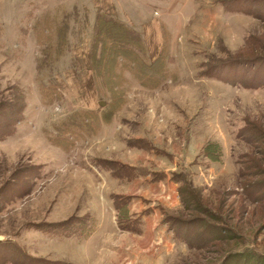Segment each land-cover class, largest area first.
Returning a JSON list of instances; mask_svg holds the SVG:
<instances>
[{
    "label": "rangeland",
    "instance_id": "rangeland-1",
    "mask_svg": "<svg viewBox=\"0 0 264 264\" xmlns=\"http://www.w3.org/2000/svg\"><path fill=\"white\" fill-rule=\"evenodd\" d=\"M0 91V264H82L96 213L119 264L138 178L174 246L121 264H264V0H0Z\"/></svg>",
    "mask_w": 264,
    "mask_h": 264
},
{
    "label": "crops",
    "instance_id": "crops-1",
    "mask_svg": "<svg viewBox=\"0 0 264 264\" xmlns=\"http://www.w3.org/2000/svg\"><path fill=\"white\" fill-rule=\"evenodd\" d=\"M175 186L174 183L167 180L162 183L144 181L139 178L121 186L123 190L119 192L133 196L128 204V212L136 215L145 208L149 210L141 215L142 223L138 234L122 232L119 235L122 236L120 238L121 244L115 250V254L118 256L117 259H121L119 264L124 263L129 255H143L144 253L154 252L156 249L158 251L164 249L167 252L173 248L174 242L171 239L170 232L158 223V209L154 203L157 201V203L169 207L176 205ZM105 204L110 207L108 201ZM95 207L98 209V205H95ZM104 215H101L99 219L97 213L95 214L96 226L90 235V237L94 236L92 237L93 239L95 237L96 240L101 239L103 247L102 249H96V247L92 249L88 244V239L84 243L82 241V244L80 243L82 246L79 248L82 255V264H117L115 258L109 255L108 251L111 248L110 246L114 244L111 236L114 234L118 235L120 231L113 227V224H110V221Z\"/></svg>",
    "mask_w": 264,
    "mask_h": 264
},
{
    "label": "trees",
    "instance_id": "trees-1",
    "mask_svg": "<svg viewBox=\"0 0 264 264\" xmlns=\"http://www.w3.org/2000/svg\"><path fill=\"white\" fill-rule=\"evenodd\" d=\"M100 20V18H98V21ZM104 22L106 21H110V18L104 16L103 18ZM102 27H104V25H102ZM111 59L113 56V51H111ZM225 81H231L233 83L239 82L238 80H229V78H224ZM260 81V83L262 82L261 80H254L253 77L249 78L247 81L246 80H242V84L246 85V86H254L257 85L255 84V82ZM241 84V82H239ZM259 83V82H257ZM2 92L0 91V97H2ZM10 98H12V103H7L4 104L2 103L0 105V108H2L4 110V107L9 108L10 111H0V138H3L4 136L8 135L11 133L12 128L14 126V124L19 121L22 117V110L24 107V104L22 102V99L20 97V95L18 94V92L16 93H11L10 94ZM239 173L241 174V176H243V171H241V169L239 170ZM68 234H76L75 231H68ZM172 236L174 238H180L181 241L188 243V245H190V241L189 239H187V237L185 235H179L177 234L176 231H173ZM193 246V245H192ZM257 261H254L253 264H257ZM243 264H246L245 262H243ZM260 264V263H259Z\"/></svg>",
    "mask_w": 264,
    "mask_h": 264
},
{
    "label": "water",
    "instance_id": "water-1",
    "mask_svg": "<svg viewBox=\"0 0 264 264\" xmlns=\"http://www.w3.org/2000/svg\"><path fill=\"white\" fill-rule=\"evenodd\" d=\"M0 239H2V236L0 235Z\"/></svg>",
    "mask_w": 264,
    "mask_h": 264
}]
</instances>
